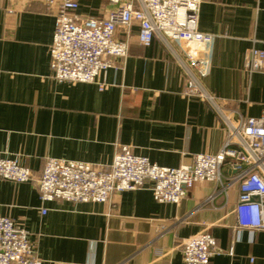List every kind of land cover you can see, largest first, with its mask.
Wrapping results in <instances>:
<instances>
[{"label":"crops","instance_id":"0c3cea01","mask_svg":"<svg viewBox=\"0 0 264 264\" xmlns=\"http://www.w3.org/2000/svg\"><path fill=\"white\" fill-rule=\"evenodd\" d=\"M112 9L79 0L77 13L103 18ZM198 30L216 36L200 80L215 105L233 124L259 117L264 71L249 73L245 62L252 48L264 51V0H202ZM130 34L128 56L106 72L105 90L57 83L53 14L39 0H0V154L38 177L48 158L109 165L122 146L164 168L219 152L226 132L215 107L182 95L184 72L159 40L142 47L137 26ZM222 175L226 195L212 205H204L219 188L211 182L195 184L178 205L156 202L148 186L111 203L41 204L32 182L0 179V217L28 232L43 264H185L182 242L201 232L216 242L209 264H264V231L235 228L238 186L229 182L233 171Z\"/></svg>","mask_w":264,"mask_h":264},{"label":"built area","instance_id":"2783aa9c","mask_svg":"<svg viewBox=\"0 0 264 264\" xmlns=\"http://www.w3.org/2000/svg\"><path fill=\"white\" fill-rule=\"evenodd\" d=\"M39 1L54 16L49 52L55 82L94 84L105 90L104 76L127 58L135 25L140 46L149 47L157 39L172 53L184 72L182 95L214 106L224 120L226 136L219 152L191 156L178 168L157 166L122 146L109 165L48 158L41 175L34 177L17 158L0 154V179L32 182L41 204L54 200L111 203L115 194L148 186L156 202L178 205L195 184L211 182L219 188L204 205H212L219 194L226 195L222 170L227 168L234 172L229 182L238 186L235 228L264 231V112L233 124L202 86L200 80L208 74L216 39L198 30L202 0H105L113 9L103 18L78 14L79 0ZM119 33L123 40L117 38ZM245 68L249 73L264 71V51L252 48ZM40 213L44 216L47 209L42 207ZM215 247L208 233L190 236L182 242V260L209 264ZM0 264H43L28 232L6 217H0Z\"/></svg>","mask_w":264,"mask_h":264}]
</instances>
